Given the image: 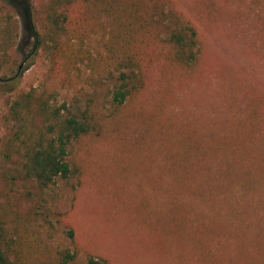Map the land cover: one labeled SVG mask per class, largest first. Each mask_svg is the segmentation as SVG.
<instances>
[{"label":"rangeland","instance_id":"rangeland-1","mask_svg":"<svg viewBox=\"0 0 264 264\" xmlns=\"http://www.w3.org/2000/svg\"><path fill=\"white\" fill-rule=\"evenodd\" d=\"M52 1L28 0L35 11L31 28L40 29ZM66 1L68 23L55 48L47 42L18 88L0 91V224L11 258L60 264L67 251L72 264L90 257L109 264H204L205 244L213 250L221 242L223 259L233 254L229 238L215 241L208 231L221 219L245 227L240 242L252 249L264 229V164L258 163L264 155V0L167 2L135 35L152 34V46L141 67L128 72L136 87L119 106L110 102L117 73L106 56L129 30L117 28L115 15L91 17L81 0ZM5 5L20 32L0 68V89L25 66L34 41L18 3L0 0V9ZM187 27L196 32L186 47L192 57L177 62L168 38L179 29L187 35ZM27 94L34 128L41 125L34 105L44 99L53 107L75 103L93 118L94 132L69 147L71 175L50 187L39 186L22 167L24 123L12 106ZM246 116L258 121L246 151L262 173L250 179L220 150L223 138L236 137L242 126L248 130ZM233 163L231 184L216 186L221 165Z\"/></svg>","mask_w":264,"mask_h":264},{"label":"trees","instance_id":"trees-1","mask_svg":"<svg viewBox=\"0 0 264 264\" xmlns=\"http://www.w3.org/2000/svg\"><path fill=\"white\" fill-rule=\"evenodd\" d=\"M9 3L10 0H1ZM25 19V28L34 39L32 49L24 58L25 66H19L17 72L11 78L3 81L1 92L6 88L10 91L18 88L20 79L23 73L33 64L34 57L37 51L46 46L47 42H52L55 48V38L66 31L68 23V14L71 7V2L66 0H54L45 7L42 11L43 17L41 19V27L37 29L34 25L31 28V23L35 17V11L30 6L28 0H15ZM85 5L89 16L98 17L102 14L118 18H114L113 23L117 24L118 19L120 24L117 28H123L129 31L121 32L120 41H117V50L111 51L106 56L110 67L116 71V75L111 78V89L109 90L110 102L119 106L125 103L135 89V84L132 82V69L139 68L146 57V51L152 45L150 44V36H146L142 32L138 38L140 31H144L147 27V21L152 20L155 14H161L163 6L171 0H81ZM6 6V5H5ZM0 9V68H2L9 60L10 53L13 51L19 37L20 25L14 12L7 8ZM136 30V31H133ZM188 34L185 35L183 29L172 32L168 38L169 45L176 52V58L188 59L187 56L192 57V53L188 54L186 47L188 45V37L190 43L196 41V32L191 27H187ZM118 40V38L116 39ZM142 49L139 53L135 50ZM175 54V53H174ZM139 56V59H136ZM136 57V58H135ZM189 57V59H190ZM131 70V71H130ZM129 72V73H128ZM33 102L31 101V94H27L23 101H15L12 109L16 114V118L23 121L22 133L24 136L21 142L22 157H23V171L27 177L33 179L41 187L53 186L57 180H65L71 175V169L68 162V152L71 144L95 130L93 118L90 111L81 109L78 105L62 103L57 107H53L47 100H42L36 103V111L41 118V125L34 128L30 125L27 118L30 116V110ZM26 112H25V111ZM21 113V114H20ZM248 130L245 127H239L235 132L236 137H232L229 141L223 138L220 145V150L229 152L234 156V162L241 166V172L245 179H250L251 176H261L260 169L256 168L249 161V155L246 151V143H250L255 138V128L258 121L252 117L246 116ZM233 134V136H234ZM231 143V144H230ZM248 143V144H249ZM246 144V145H245ZM257 158V157H255ZM248 160V161H247ZM252 164V167L249 165ZM259 166L264 164V155L258 157ZM262 163V164H261ZM233 164L221 165L219 171L220 181L216 186L222 183L231 184L233 181ZM209 168V167H208ZM250 169H254L251 173ZM213 174H216L215 172ZM217 175V174H216ZM264 179V178H263ZM228 184V185H229ZM248 184L244 181L242 189L245 190ZM218 212V211H217ZM220 215L221 212H218ZM211 223L208 231L215 234L214 240L225 237L229 238L233 246V254L227 253L223 259L222 243H217V248L211 249L210 245L205 244L206 253L204 254V264H264V229L258 233V242L253 245L252 249H248L245 244L241 243L245 235L244 229H239L240 226L233 227L226 222ZM195 222V221H194ZM197 224H194L196 227ZM207 227L204 224L202 228ZM200 229L199 227H196ZM198 231V230H197ZM199 232V231H198ZM221 232V233H220ZM239 237V238H238ZM242 238V239H241ZM216 241V240H215ZM10 245L6 241L4 229L0 224V264H25L18 260L15 255L10 256ZM205 250V249H204ZM260 255V259L256 258V254ZM234 254H236L234 256ZM62 255V257H61ZM60 264H72L75 257L67 251L61 253ZM84 264H109L104 260L96 258H88Z\"/></svg>","mask_w":264,"mask_h":264}]
</instances>
